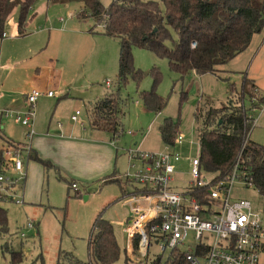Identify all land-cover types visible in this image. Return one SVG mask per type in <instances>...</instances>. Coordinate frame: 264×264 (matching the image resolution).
Masks as SVG:
<instances>
[{"label": "rangeland", "instance_id": "rangeland-1", "mask_svg": "<svg viewBox=\"0 0 264 264\" xmlns=\"http://www.w3.org/2000/svg\"><path fill=\"white\" fill-rule=\"evenodd\" d=\"M100 1L105 7H109L112 2V0ZM33 9L51 10L49 15L62 28L59 33L63 36L60 39L64 38V42L74 44L72 65L64 60L69 51L63 41L64 51L58 49L61 43H52L48 48L50 55L62 56L61 66H67L65 69L74 73V94H77L76 88L79 89V93L86 96L93 95L98 89L102 91L101 98L108 93L118 94L121 97L123 111L121 123L124 133L119 138L118 148L127 142L123 148L134 150L135 154L138 149L139 153L171 152L180 156L179 161H172L175 180L172 188L177 193L184 192L192 183V160L200 156L198 125L194 116L196 109L224 104L231 96L232 88L241 90L245 78L253 81L260 88L261 91L258 93L260 97L264 96V28L253 36L244 52L222 65L217 74L198 75L190 72L180 77L178 73L171 70L167 59L145 49L133 48V63L135 69L141 72L140 78L136 81L129 78L124 86L119 87L117 75L120 41L102 34L103 25H96L91 18H82L81 14L88 15L83 5L77 2L53 4L47 3L46 0H37ZM16 14H19V11ZM52 38L55 40L57 36L53 34ZM177 38V34L172 32V40L167 41L166 45L171 48L173 40ZM107 81L111 84L109 88L105 86ZM152 91L165 102L160 112L149 110L145 105L143 95ZM245 105L249 107L248 97H246ZM82 116L87 118L85 108L82 109ZM167 121L177 125V136L183 137L180 144L176 141L174 146H168L162 140L160 127ZM262 122L260 126L253 129L250 139L264 146V119ZM127 156L126 163L125 160L120 161L121 184L130 194L134 192V184L128 182L125 177L139 170L142 164L135 159L132 160L128 154ZM201 178L207 182L212 176L202 170ZM135 187L140 188L137 184ZM123 189L118 183L97 184L86 191H81L77 197L75 191L68 190L65 182L57 179L53 181L50 178V182L45 183L41 206L27 207L28 205L24 203L19 205L10 201L0 203V206L8 213L10 229V234L0 239V264H10L11 254L4 253L2 247L11 239H14L11 243L16 251L22 250L26 254L27 250L35 255L31 260L28 259L29 263L41 255L44 258V264H56L59 251L72 253L81 262L88 263L90 261L89 240L97 218L101 214L104 219L113 218L119 221L128 217V208L121 207L120 204ZM16 196L19 198L18 192ZM241 199L249 200L255 211L261 212L264 218V198H261L256 190L244 186L238 180L235 183L232 200ZM27 222L39 224L41 239L34 238L32 235L24 238L23 242L15 239L17 234L27 233L26 228H22L23 225L27 226ZM118 227L117 231L115 230L116 233L110 229L111 227L108 229L100 226V231L116 235L120 248L124 246L125 249L122 227L120 225ZM194 236L195 233L190 231L184 245L179 248L182 253L196 248L197 241ZM149 251V260H153L157 254L162 255L155 246L150 247ZM93 257H96L99 264H129L123 253L114 263L111 262L106 250L94 254Z\"/></svg>", "mask_w": 264, "mask_h": 264}, {"label": "trees", "instance_id": "trees-1", "mask_svg": "<svg viewBox=\"0 0 264 264\" xmlns=\"http://www.w3.org/2000/svg\"><path fill=\"white\" fill-rule=\"evenodd\" d=\"M36 1L0 0V40L17 11L20 15L19 31L23 33L26 16ZM48 1L53 4L77 2L83 5L88 15L81 14L82 18H91L96 25L104 26L102 34L119 39V87L124 86L129 78L135 81L140 78L141 72L135 69L133 63V48L145 49L167 59L171 70L180 77L190 72L198 75L217 74L222 65L244 52L253 36L264 28V0H112L109 7H105L100 0ZM172 32L178 38L173 40L169 48L166 42L172 40ZM231 91V96L224 104L198 107L195 111L200 167L216 181L231 173L241 155V168L246 171L247 182L264 198V146L251 141L250 135L248 137V116L255 113L252 109L259 108L264 97L259 96L257 87L247 78L243 80L240 91L235 88ZM246 97L249 98V107L245 105ZM143 99L149 110L155 112H160L165 105L154 91L144 94ZM122 116V101L118 94H106L89 110L90 126L108 133L113 139L121 138L124 133ZM176 130L177 125L172 121L160 127L161 138L168 146H174L178 140ZM36 161L48 170L54 168L39 158ZM3 163L1 148L0 173ZM114 182L117 181L110 183ZM119 184L122 186L121 182ZM139 190L137 187L134 191ZM79 195L76 194L77 197ZM101 218L102 214L95 221L90 236V261L81 262L72 253L61 251L56 264H99L93 255L103 250L108 252L112 263L119 259L116 236L100 231V226L109 229L100 222ZM22 233L17 234L15 239L23 242ZM9 234L8 213L0 206V239ZM12 240L2 247L4 253L11 254L10 264H44L41 255L29 263L22 250L16 251L12 247ZM149 252L147 264H190L187 253L179 249L167 256L157 254L153 260H149Z\"/></svg>", "mask_w": 264, "mask_h": 264}, {"label": "crops", "instance_id": "crops-1", "mask_svg": "<svg viewBox=\"0 0 264 264\" xmlns=\"http://www.w3.org/2000/svg\"><path fill=\"white\" fill-rule=\"evenodd\" d=\"M46 2L50 3L48 0ZM49 13H51L49 9L39 11L32 8L26 16L22 34L19 31L20 15L15 13L0 40V149H4L6 145L19 143L30 146L29 155L23 156L25 179L17 191L19 198L24 201V205H28L27 207L41 206L45 183L46 181L49 183L50 178L53 181L57 179L65 182L68 190H72L70 183L76 182L79 185L76 194L86 191L93 185L110 184V180L122 183L120 161L125 160L126 163L128 160V151L123 148L127 142L118 148L119 139H113L108 133L90 126V107L102 99V91L97 89L93 95L86 96L79 93V89L76 88L75 95L74 73L66 70L67 66H61L62 56L48 53L52 43H61L58 49L64 51L62 41L65 40L60 39L63 36L59 33L62 28ZM53 34L57 39L53 40ZM64 43L69 51L64 60L72 65L74 44ZM107 83L108 81L105 86L109 88ZM87 85L89 87V84ZM254 85L260 92V88L255 83ZM34 88L45 92L53 90L55 96L52 98L44 96L38 100L33 134L29 137L27 127L14 122L11 118L2 117V111L22 113L27 111V95ZM84 108L87 111V118L82 116ZM77 111H80V114L74 121L72 117ZM36 158L50 163L54 168L46 169L42 163L36 161ZM120 187L123 189V186ZM133 187L134 190L137 188L135 185ZM128 194L129 192L123 189L121 207ZM123 221L108 218L102 222L115 232L118 225L122 227ZM33 224L37 230H30L23 225L22 228H26L27 231L25 238L32 235L41 239L39 224L35 222ZM121 253L132 264H136L134 252H126L124 246L122 249L119 246V255ZM25 255L30 260L35 256L27 250Z\"/></svg>", "mask_w": 264, "mask_h": 264}, {"label": "built area", "instance_id": "built-area-1", "mask_svg": "<svg viewBox=\"0 0 264 264\" xmlns=\"http://www.w3.org/2000/svg\"><path fill=\"white\" fill-rule=\"evenodd\" d=\"M110 85L108 82L107 86ZM44 96L52 98L55 92L34 88L27 95V111L5 110L2 117L27 127L31 137L36 104ZM252 110L255 113L248 116V137L254 128L263 123L264 101L259 108ZM79 114L80 111H77L72 119L76 121ZM182 140L183 137L179 136L177 141L180 144ZM127 151L132 160L142 164L135 173L126 175V179L140 186V190L124 198L123 206L128 208L129 214L121 224L125 251L134 252L136 264H147L152 245L160 253L170 255L184 245L190 231L195 233L197 241L196 248L186 254L190 264H264V218L249 200H232L238 180L244 186L252 187L247 182L246 171L241 168V155L229 175L216 181L210 178L207 182L201 178L200 158L193 159V181L187 190L177 193L172 188L175 181L172 161H179V155L171 152L139 153L138 149L137 154L134 150ZM29 153L30 146L26 144L4 147L0 203H24L17 198L16 192L25 179L23 156ZM70 188L79 191L76 182ZM26 227L35 230L32 222H28ZM21 235L25 238V233ZM128 263L131 264V261L128 260Z\"/></svg>", "mask_w": 264, "mask_h": 264}]
</instances>
